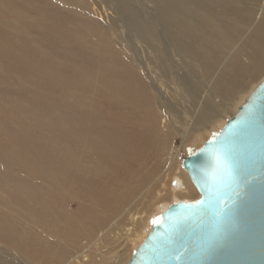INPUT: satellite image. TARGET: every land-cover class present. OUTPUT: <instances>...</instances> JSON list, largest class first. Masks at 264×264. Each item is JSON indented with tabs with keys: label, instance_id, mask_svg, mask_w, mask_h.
Returning <instances> with one entry per match:
<instances>
[{
	"label": "rangeland",
	"instance_id": "374dc122",
	"mask_svg": "<svg viewBox=\"0 0 264 264\" xmlns=\"http://www.w3.org/2000/svg\"><path fill=\"white\" fill-rule=\"evenodd\" d=\"M246 1L252 10L245 6L235 49L264 16V0ZM130 3L143 20L157 21L145 16L146 2ZM123 13L114 0H0V260L72 264L81 255V264H126L155 218L177 201L170 197L180 174L192 194L182 201L199 197L182 158L264 80L255 65L238 74L228 69V50L206 75L188 59L169 67L171 52L152 45L146 54L160 67L149 75L157 78L152 85L130 66L134 51L149 57L132 45ZM221 69L234 81L223 90L215 83ZM211 89L220 100H209ZM183 114L197 120L185 140L173 123L187 122ZM141 212H150L148 221L127 243L123 231Z\"/></svg>",
	"mask_w": 264,
	"mask_h": 264
},
{
	"label": "water",
	"instance_id": "95a60500",
	"mask_svg": "<svg viewBox=\"0 0 264 264\" xmlns=\"http://www.w3.org/2000/svg\"><path fill=\"white\" fill-rule=\"evenodd\" d=\"M181 166L199 197L160 213L126 264H264V80Z\"/></svg>",
	"mask_w": 264,
	"mask_h": 264
},
{
	"label": "bare ground",
	"instance_id": "6f19581e",
	"mask_svg": "<svg viewBox=\"0 0 264 264\" xmlns=\"http://www.w3.org/2000/svg\"><path fill=\"white\" fill-rule=\"evenodd\" d=\"M114 1L116 3H118L119 10L121 9L122 12H124L123 13L124 17L126 18V20L128 19L129 24L133 28L130 31V29L128 27V31L131 32V34H132L131 35L132 39H131V36H129L131 39L132 45L134 46V44L135 45L137 44V46H135V47L141 48L142 53L145 55V58L149 57V63H148V61L145 62L144 61L145 59H140L139 56L137 55V52L134 51V54L129 59L131 61L130 66L132 68H135L136 72H138L139 74L142 72L145 76H147L149 79L148 81H150V83L152 85H155V81L157 82V78L156 77L153 78L149 75L155 74L154 72H156V71H154V66L156 65V63L151 64L150 63V56L152 54L151 55L146 54V53L150 52L149 48L152 45H153L152 47H154V49L156 47L158 48L159 46L160 47L162 46V49H160V48L159 49L163 53H165V55H167V56L171 52L173 59L170 57L169 60H170L172 66L171 65L169 66V64H168V66L171 68H175L174 62L176 63V66H178V64L181 65L180 63H184L185 59H188L189 61L191 60V62H193V64L195 62L198 63V65L202 68L203 71L204 70L207 71L205 73H206V75H208V74L212 73L213 69H216V65H215L216 62L223 61L222 57L226 54V51L228 50V55H229L228 57H230L232 54H234L229 65H228V69H232V67H233V71L236 74H238L239 69L248 68L251 65H255L257 67L258 71H260L263 68L262 72H264V67H263V64H264V61H263V59H264V16L261 17L263 20L260 21L252 29V31L248 35L247 39L239 47H237L235 49V47L233 45V40L236 37H238L239 35H241L242 32L244 31V28L246 27V21L248 19V11L245 8V6L248 4L249 8L252 10L249 3L247 1L245 2V0H143V2H146V6H145L146 9L143 10L145 16L155 17L157 19V21H154L151 18L148 20H143V17H141L140 12L138 10H136L133 7V5L132 6L130 5L131 0H114ZM148 5H149V7H148ZM233 49L235 50V53H234ZM150 50H152V48H150ZM230 51H232V52L229 54ZM262 54H263V59L260 60V56ZM161 55H162L161 57L163 58V60L167 58L166 56L163 57V54H161ZM44 56L45 55H43V57ZM135 56H137V57H135ZM159 59H161V58H159ZM188 60H186V61H188ZM167 62H168V60H167ZM114 63H116V62H114ZM117 63H118V61H117ZM159 63H160V61H159ZM163 66H166V65H163ZM113 67H114L113 70H115V66H113ZM118 67L123 68L124 66L123 67L118 66ZM155 67H159V66L156 65ZM124 70L125 69H123L122 71H124ZM220 71L221 72L219 73V75L216 76L217 78L215 79V83H216V87L219 90H223L230 84V82H234V81L232 80V78H233L232 74L227 75L228 73L225 69H221ZM196 72H201V71L199 69ZM196 72H194V73H196ZM83 73H84V71H83ZM131 73H129V74H131ZM163 73H164V71H163ZM77 74H79V73H77ZM125 75H126V73H125ZM177 75H178V77H180L179 74H177ZM196 75H199V74H196ZM80 76H82V75H80ZM196 77H198V76H196ZM122 78L124 81L125 78L123 76H122ZM81 79H82V77H81ZM81 79H80V81H81ZM105 79H106V77L103 78V80H105ZM120 79H121V77H120ZM137 79H138V77H137ZM116 80L117 79H115L114 82H116ZM126 80H128V78ZM141 80H143V79H141ZM130 81H133V80H130ZM114 84H118V83H113V85ZM175 85H176V87L178 86L177 84H175ZM105 86H107V85H105ZM154 87H155V90L159 91V89L156 86H154ZM107 88H108V86H107ZM116 88L117 87H115V89ZM125 88L126 87H124V89ZM119 89H121V87ZM132 89L134 90V88H132ZM130 90L131 89H129V91ZM125 91H126V89H125ZM205 91H204V93H205ZM208 91H210V90H208ZM130 92H132V91H130ZM130 92H129V94H130ZM176 92H178V91H176ZM220 98L221 97L219 95L213 94V91L211 89V94H210L209 100H211V101L213 100L216 102L218 99L220 100ZM220 103H225V100L221 99ZM185 113L186 112H184V114ZM170 114L171 113H169V115ZM184 114H183V118L185 117ZM187 115H188V113H187ZM178 117L179 116H177V118ZM188 117L186 116L185 118L188 119ZM179 119L181 120V118H179ZM176 120H178V119H176ZM176 120L174 121V119H173V123L175 124V126L177 128V132H178V134L182 140H185L191 132L197 131V129L195 127L197 124L196 119L195 120H192V119L189 120L188 119L187 122H183L181 120L182 123H180V124L178 122H181V121L177 122ZM178 150H179V147H176V149L174 150L175 154L172 155V160L175 159V156H176ZM178 182H179L178 185H180L179 191H173L172 195L170 197V199L173 198V200H177L176 202L182 201L184 199H188L192 196V194L190 192H188L187 190L186 191L184 190V188L188 189V181L186 179L185 173L179 175V181ZM149 213L150 212H148L146 217L143 216L142 212L138 215L135 213L130 217V225L127 229H125L123 231V235H124V237H126L125 239H126L127 243L130 241V239L134 235H136L138 233V231L140 230L142 225H143V227L146 225L148 218L150 216ZM5 234H6V236H9L7 233H5ZM121 237H122V235H121ZM116 238L120 239L119 236H117ZM80 256H78V257H80ZM78 257L76 260L73 261L72 264H81L80 263L81 260H79ZM0 264H16V263H13L10 260L4 259V260H0Z\"/></svg>",
	"mask_w": 264,
	"mask_h": 264
},
{
	"label": "snow or ice",
	"instance_id": "6c2138e0",
	"mask_svg": "<svg viewBox=\"0 0 264 264\" xmlns=\"http://www.w3.org/2000/svg\"><path fill=\"white\" fill-rule=\"evenodd\" d=\"M217 165L219 168L223 169L227 174H231V169L221 157H217ZM153 223H159V220L153 221Z\"/></svg>",
	"mask_w": 264,
	"mask_h": 264
}]
</instances>
